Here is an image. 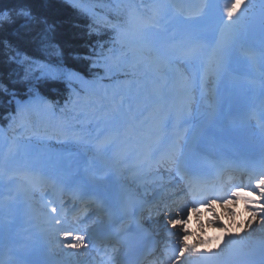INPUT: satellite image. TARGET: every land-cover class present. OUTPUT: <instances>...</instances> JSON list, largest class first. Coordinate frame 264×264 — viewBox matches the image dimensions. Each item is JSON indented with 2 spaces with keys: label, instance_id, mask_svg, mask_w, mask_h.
Wrapping results in <instances>:
<instances>
[{
  "label": "rangeland",
  "instance_id": "374dc122",
  "mask_svg": "<svg viewBox=\"0 0 264 264\" xmlns=\"http://www.w3.org/2000/svg\"><path fill=\"white\" fill-rule=\"evenodd\" d=\"M148 1L153 2H149L150 8L153 7V9H155L154 7H156L157 12L164 13L162 14L163 17L165 14H170V8L168 9L169 5L178 6L176 5V3L181 2L178 7H180L181 9L183 7L184 10L190 8V5L193 6L192 1L188 0ZM148 1L146 3H148ZM199 1L200 3H202L203 1V3H205V0ZM212 2H214V6H212V4L209 5V3L207 2L208 7L206 6L207 10L204 12V21L202 23L195 19L197 15L193 16L191 14L189 16H186L187 13L181 14L179 11V17L175 18V20H177L178 22H175V20L170 22L168 18H164V21H161L160 19H155V21H161L160 23H163L165 26L164 30L172 31L173 33H175L177 38H180L179 41L185 40V38L189 37L190 33H194V29L196 26L202 25L205 29L204 37L212 40L213 46L218 32H222L223 29V31H225L223 39L217 44V48H214L213 51L218 53L219 58H209L210 53L201 54L200 56L203 59V66L202 69H198L196 67L195 57H193V55H184L181 52L175 53L171 50L167 51L163 49L162 44H166L167 40L171 41V39L164 37L162 29H159L156 26L157 23L151 21H148V23L145 24H142L141 22L136 23V29L133 38L128 39L125 37H119V39L116 40L115 48L121 51H119L115 55L110 56V61L107 66L101 63L98 67L101 68L102 71H104V73L106 74H115L116 69H135L143 73V78L140 79V81L136 84L129 80H122L119 82L116 81L110 85V89L104 90L103 95H110L109 99L113 101L110 104L113 115L110 113L107 114V112L101 114H88L87 112L80 110L75 117L70 116V119L66 122V125H64L61 122V117H64V114L61 115L63 112H58L57 110H55V113L53 114L50 112L40 114V119L32 122L31 129L27 133V135L29 136L26 135L24 141L16 139L17 137H9L10 139H14L20 142L13 147V150L19 151H14V156H12L14 153L12 155H5L4 153L0 154V196L6 197L7 193L11 192L15 195L13 202L14 204H17V191H26L25 189L28 188L33 189V185H36L37 181L39 180L36 178L34 180H31L30 178L33 177H29V174H31L30 167L32 166V164L35 163L36 165H38V161H35L38 160L37 157H35L36 155L33 156L37 153L51 154V152H59L60 154H63L65 156L73 155L74 157H82L80 158L81 162L85 163L83 165L82 163H79L81 164V166L79 167L85 166L87 164H90L93 167H88L86 171L84 170V175L85 173L88 174L89 170H92V172L99 170L110 172L108 170H113L114 163L117 161H121V163L124 165L130 163V160L135 161L130 154V156H125L123 158L124 160H122V158L120 157H117L119 155V151L125 150L123 149L122 144L118 145L119 136L115 134L118 128L117 126L111 125L112 123L110 122V120H113V116V118L118 117L121 120L122 125L128 124L127 122L130 120L134 123H138V120L140 118L136 117L135 114L140 110L143 111L148 102V100L140 98V95H142L143 93L148 94V96L151 95L155 97L157 100L154 98H150L151 100H149V102L153 104L157 103L158 106H188L187 108L195 107V112L193 114L195 120L198 117L205 115L208 109L202 106V102H204L203 98L206 97V95H212V86L217 80V76L221 73V70L225 65H229V63L225 62L221 57V55L223 56L225 53H229L228 44L226 43L231 40L243 41L242 39L244 37L239 34L236 37L231 38L232 31L235 28L230 29V27L232 26L227 21L226 17L223 18V22L221 21L224 9L231 3V0H212ZM246 7L247 6L244 5L241 8L244 10L246 9ZM254 17H256L255 20L259 24L261 22H264V13H258V15ZM182 18L188 19L183 20ZM192 18L194 20H191ZM151 24H154V26ZM186 47H188V45H186ZM132 52L133 54H130ZM212 60L214 61L212 62ZM173 61L178 63L180 66H182V68L188 71L189 79L183 77L182 81H177L178 79L175 78V67H172L171 65L168 66V64ZM263 61L264 58H251L247 57L244 52L240 54L237 52L232 61V66L238 67L240 65L242 67H254L257 64L264 65ZM166 73H170V75L165 76ZM124 84H128V86L123 87ZM121 88H124V90H121ZM122 92L124 93V95L122 94ZM103 97L105 98V96ZM93 100L99 101L97 98H93ZM96 103L99 104V102ZM105 103L109 105L108 102ZM85 104L86 103L83 102L82 106L79 107L81 109L82 107H88L85 106ZM129 104L133 105L134 107L131 108L135 109L134 115L132 116L130 114L131 110L129 111L128 109ZM150 107L152 108V104ZM180 121L183 122V118ZM141 122H143V120ZM47 124L49 128L43 133V130L45 129ZM129 126L131 125H128V127ZM99 131L103 134H100L97 138H95L96 141L95 139L92 140L94 135ZM146 132H149V130L147 129ZM130 133L136 136L135 131H131ZM77 144L81 145L82 149H85V151L96 150L97 154L92 157L84 155L85 152L74 154L75 151L72 149V145ZM2 146H7V144L5 143V140L0 137V148ZM23 148L24 150H22ZM28 148H30L29 150L34 153H29V156L33 157L23 159L20 156L19 152L21 150L25 152ZM82 154L84 156H82ZM37 156L39 157V155ZM103 158L107 159V165L109 167L102 168L103 164L101 161L103 160ZM97 160H99L100 163ZM94 167L97 170L94 169ZM123 167L124 171L128 173L125 178L131 181L130 183H132V186L140 190L142 192V195H144L143 190L144 188H147L149 186L148 182H140V178H135L134 174L129 173V171H127V168L125 170V166ZM17 176L19 177V179H16ZM143 176H146L145 178H148L149 172H146V174L144 173ZM30 181L34 182L33 185L30 184ZM31 191L33 193L32 196H36H34V199H31V196L27 197L30 205V211H34L35 216L39 218L41 222L51 223L54 221V224L59 226L57 230H61L60 227L70 225L71 223L75 224V220H66L61 215L58 216V219L62 223L57 224V222L51 218L52 216L56 215L51 211L54 206H52L53 204L45 197V194H47L49 191H34V189ZM38 197H41L42 200L45 201L44 205H38V202H34V200ZM222 198L226 197L223 196ZM207 211L209 210L206 209V212ZM14 212L17 213L16 206L14 207ZM206 212H204L202 208L197 213V215H201L198 218L201 217L202 219L203 217H205V221L204 223L202 222V220L200 221L201 224L203 223V225L199 226L200 230H197L196 228V233H191V238L196 237L198 239H203L204 237H207L206 230H204L205 226L209 225L208 219L206 218L207 215H209V218L214 217V220L218 222L214 225L220 226V228L222 227L223 229L225 228L222 224H220L217 210L213 209V211H210V214H207ZM213 212H215V216L213 215ZM170 215L171 213L165 214L164 216L169 217ZM186 218L189 221V217ZM241 218L242 216L233 220L239 221L241 220ZM11 222L16 223V220H12ZM188 224L190 223L188 222ZM154 228L158 230V233H163L164 229H166V227L162 225L161 222H158V224H156ZM53 229L56 230V227L52 228L50 226H47L45 228L46 232H49V234L52 233ZM86 232L87 230L84 229L83 235L87 237V234H85ZM61 237H63L62 234L55 233L53 236H51L50 242L59 241Z\"/></svg>",
  "mask_w": 264,
  "mask_h": 264
},
{
  "label": "bare ground",
  "instance_id": "6f19581e",
  "mask_svg": "<svg viewBox=\"0 0 264 264\" xmlns=\"http://www.w3.org/2000/svg\"><path fill=\"white\" fill-rule=\"evenodd\" d=\"M196 7H201L199 4L194 6H191V8H189L188 10L191 13H195V8ZM185 11V10H184ZM186 12V11H185ZM200 13V12H199ZM225 31L222 32H218V35L216 37V40L214 42V47L215 49L217 48V44L222 41L223 36H224ZM193 37H191L192 39ZM217 41V42H216ZM178 47H181V45L179 44ZM190 49L191 46L189 47ZM189 51V50H188ZM191 53V51H190ZM185 54V53H184ZM217 55V54H215ZM215 57V56H214ZM174 66V70H176L175 72V78H187L189 79L188 76V71L184 68H182V66H180L178 63L176 62H171L168 64V66ZM167 69V68H166ZM170 75V73H166L165 76ZM174 75V74H173ZM186 80V79H185ZM128 86V84H124L123 87ZM215 86V84H214ZM238 89L239 91H241L240 89H243V87H239L238 85L235 86V88L232 90L229 88V86H226V84L224 83L222 85V87L220 88V92H219V101L223 102L226 101L227 104L230 105H234L235 108V113L234 116L237 115V113L239 112H244L243 116V120L244 123L241 124L239 123L238 120H236L234 118L233 115L230 116V118H223L225 123H227L228 126L227 127V132L226 134H229L231 137V143H235V145H239L242 143H245V141H249V140H253V139H257L258 137H261L264 135V127L263 125L257 124L255 121H252V118L249 116L248 114V109L246 108L247 106H245L244 104L247 102V104L250 102V98L246 97L245 95L240 96L238 94ZM245 90V89H244ZM253 96V94L250 95V97ZM231 98V99H230ZM248 98V100H247ZM247 100V101H246ZM184 110L187 114H188V120L192 119L193 117H189L193 116L194 112H195V107L192 108H187L183 107ZM231 109L233 107H230ZM187 111H186V110ZM233 110V109H232ZM218 111V110H217ZM247 111V112H246ZM149 111H147L148 114ZM232 112V111H231ZM250 112V111H249ZM214 112L208 111L206 117H202L200 116L199 118H197L198 122L193 120V123H197L198 124V130L199 132L197 133L200 134L201 132L203 133L204 131L208 130V138H214L216 136L219 135V133H215L212 134L211 132L213 131L214 128L208 127L209 122L213 119L212 116ZM181 114V111L179 113V115ZM216 115V114H215ZM182 118V116H181ZM211 119V120H210ZM152 123H155L154 121ZM221 123V122H219ZM155 126H157V124H155ZM206 128V129H205ZM151 136H153L155 139L160 137V134H150ZM196 135V136H197ZM0 137L2 139L5 140V143L7 144V146H2L0 148V154L4 153L6 154H13L14 151L18 152L19 150H13L14 145L20 143L17 140L14 139H10L9 135L5 132V130L1 127L0 125ZM193 139V136L191 138V140ZM221 138L217 139L215 141V144L219 145V142H222L221 145H224L227 142H223L220 140ZM174 144V143H173ZM191 143H189L187 146H185L184 150L188 151L191 150V148L193 147V145H190ZM247 144V143H245ZM30 148L27 149V151L23 152L22 150H24V148L19 152L20 156L24 159H28L30 157H37L38 160H35L36 162L38 161V165H36L35 163H33L32 165L34 166H38L40 169V172H38V174H42L43 172L52 174L53 176H56L55 179L57 177H63V179H65V183H68V185H72V181H78V179H75L78 176H82V174L84 173V170L86 171V169L88 167H92L90 164H87L85 166L82 167H78L81 166V164H79L81 161L80 158L82 157H74V156H65L63 154H60L59 152H51V154H42V153H37L34 154L32 153L31 150H29ZM134 150V149H133ZM212 148H208V151H212ZM29 153L34 154L33 156H29ZM143 153V152H141ZM15 153L12 155L14 156ZM39 155V157L37 156ZM128 153L125 151H119V155L117 157L122 158V160H124L123 158L125 156H127ZM130 156V155H129ZM137 160V159H134ZM41 161V162H40ZM129 162H133L132 160H130ZM44 163V165H43ZM82 163V162H81ZM103 163H106V160H104L103 158ZM141 162H137L135 161V163H133L132 165H130L129 163H127L126 165L122 164L121 161H117L114 163V167L113 170H108L110 172H105L103 170H99V171H93L89 170L88 174L85 173L86 177H92V176H99L102 180L101 184H97L94 182L90 181L91 187L90 189L95 190L94 191V195L98 196L100 195L102 191L109 189V188H113V190L115 192L118 191V189L120 190H124L122 187H120V182L121 183H125L128 184V179L125 178L126 175H128V173H126L124 171V167L125 166V170L126 168L129 169L131 168L133 171H135L136 173L135 178H140V182H148L149 186L147 188H144V196L146 195V193L150 194H161V197H166V195L169 196V200L170 201H166L163 205H161V207H159L160 209H162L165 214H170V216H175L180 210L185 209V208H192V207H197V206H187L184 202L182 204H180L181 202V198L178 196V179L177 177L179 176V174H175L174 170L171 169L172 171L169 172H163V170H158L156 172H152L153 170H155L154 166L152 165V163H147L144 164L143 162L141 163L140 166H138V164H140ZM137 165V166H136ZM44 166V167H43ZM152 166V167H151ZM109 167L108 165L105 164V167ZM43 171V172H42ZM146 171L152 172L153 174H151L148 178H145L146 176H143L144 173ZM33 175V174H31ZM35 179V178H34ZM128 180V181H127ZM131 182V181H129ZM173 183V184H172ZM87 184V183H86ZM116 184V185H115ZM142 184V183H140ZM171 185V187L173 188H168L167 185ZM84 188V187H82ZM80 188V189H82ZM87 189H89L88 187H86ZM84 188V189H86ZM165 188V190H164ZM26 191H20V194L26 196V197H30L31 199H34V196L32 191L33 189L28 188L25 189ZM34 190H41L40 188L37 189L35 188ZM154 190V191H153ZM161 190H164V192H161ZM175 190V191H172ZM135 191V190H132ZM30 192V193H28ZM139 193V194H138ZM106 194V193H105ZM104 194V195H105ZM138 195H141L140 192L137 191ZM143 196V197H144ZM149 196V195H148ZM53 199V198H51ZM183 199V198H182ZM6 205L9 206L8 210H2L0 209V216L1 218H3L1 224H0V234L3 231L5 233L2 234V239L4 245L0 247V252L6 250V247H8V249H11V252L9 255H7V257H5V262L2 261V259H0V262H3V264H39L37 262H35V260H40V259H45V264L49 263V264H113L112 261H110L111 259L106 258L107 254H104L102 256H98V254L96 253V251L94 250V242L90 239V233L93 231V228H95L96 222H97V227L100 226H104L105 225V219H100V220H95L94 217L97 216L95 213H93L91 215V217L89 219H87L85 221V218L80 216L81 212H78L76 217L78 216L80 217V222H84L82 225L80 223V225H77V223H71L70 225H66L63 227H60L61 230H57V228L59 226L54 225V221L52 222V227H56V230H54V233L49 234V232H46V230L43 232V236L39 237V238H43V241L47 242V245H51V249L52 252H48L46 250V246L41 245L38 241L39 238H37L36 236L33 235L32 230L28 227L31 226V223L28 226H25V228L21 227L20 228V222H21V217H19V215L17 214L18 217H15L14 215H9L12 214V204H8L10 203L8 199H6ZM48 200H50L48 198ZM83 200H90L87 198H83ZM184 200V199H183ZM122 201L123 204H126L129 206L128 201L126 200H120ZM193 200L190 201L189 204H191ZM34 202H38V205H44L45 201L42 200L41 197H38L34 200ZM94 201H92L91 204H93ZM3 205H5V201H2ZM221 203L222 201L216 200V203L214 205H216L215 209L219 210L220 213H222V216L219 217V221L220 224H222L225 228L223 229L222 227L220 228V226L214 225L216 223H218L217 221L214 220V217H211L208 219V223L209 225L205 228L204 230H206L207 233V237H204L203 239H198V238H191L192 236V232L196 233V231L193 230V225H195V227L197 228V230H200L199 226L203 225V223L201 224V218H198L200 215H197L196 212H191V211H187L185 213L186 217L190 216L189 218V223H187L186 227L188 228L190 235L188 237V243L189 244H196L198 246V248H201L202 252H207L208 250H212L214 252H217L218 255L217 256H213L210 259H206L204 257H200V256H190L188 258L185 259V264H242L244 262H260L264 260V228H262L259 224V222H254L253 224V228L251 229H245L244 228V222L245 220L248 218V213L245 211V207H243V204H237L235 206V212L236 215L230 216L228 214H226L223 210V208L221 207ZM54 204V203H53ZM60 204L62 208L65 209H72V205H70V203L66 202L63 198L60 199ZM69 206V207H68ZM176 206V207H174ZM229 207H231V205H229ZM123 209H126L125 205H122ZM152 208V207H150ZM198 208V207H197ZM102 208L98 207V210L100 211V213L106 218V215H104V212L102 213ZM128 209L131 211V206L128 207ZM154 210V209H153ZM96 211V210H95ZM199 211V208H198ZM133 212V211H132ZM241 220L239 221H234L233 219H237L239 217H241ZM161 218H159V222H161L162 225H166L167 223V217H165L163 214L160 215ZM64 218L69 219L71 221H73L75 218H68L66 216H64ZM156 218L158 217H154V219L156 220ZM11 220H16V223L10 222ZM150 220V219H147ZM90 221H94L93 223H91L90 225H87V223H89ZM130 222V220H128V223ZM131 225V223L129 224ZM239 225V227H238ZM15 227V229H14ZM84 229L87 230V232L85 234H87L86 239L89 240V248L88 249H72V248H67L65 247V243H64V232L65 230L68 231H72L75 234H82L84 232ZM175 229H172L170 226H168L166 229H164V250L167 251H172V255H171V259L174 257L175 253H174V249L177 245V236L172 235L171 233L174 232ZM27 232L31 233L30 238L27 236ZM55 233L57 234H62L63 237H61V239L59 241H55V242H50L51 240V236H53ZM247 233V234H246ZM200 234V231H199ZM203 234V233H202ZM1 236V235H0ZM190 240V241H189ZM227 240V243L225 244L224 241ZM50 242V243H49ZM217 245H221V247H223V251H220L217 248ZM202 246V247H200ZM106 253V252H105ZM26 254V255H25ZM1 258L2 255L4 256L3 252H1ZM24 259H22V256H24ZM35 259V260H34ZM168 264H172V261Z\"/></svg>",
  "mask_w": 264,
  "mask_h": 264
},
{
  "label": "trees",
  "instance_id": "16d2710c",
  "mask_svg": "<svg viewBox=\"0 0 264 264\" xmlns=\"http://www.w3.org/2000/svg\"><path fill=\"white\" fill-rule=\"evenodd\" d=\"M128 4L129 0H0V13L13 16L9 23L0 24V123L8 134L25 138L32 122L40 118L38 107L17 108V102L26 103L33 95L45 102L37 106L46 113L63 112L62 121L74 101H86L87 85L78 80L69 85L61 73L72 72L97 82L108 79L92 62L101 45L110 55L114 38L132 33ZM22 5L30 7L35 19L26 22L15 15L14 10ZM17 52L21 61H34L38 66L29 70L28 63L13 60ZM40 66L50 67L52 75L42 76ZM136 74L123 69L115 77Z\"/></svg>",
  "mask_w": 264,
  "mask_h": 264
},
{
  "label": "snow or ice",
  "instance_id": "6c2138e0",
  "mask_svg": "<svg viewBox=\"0 0 264 264\" xmlns=\"http://www.w3.org/2000/svg\"><path fill=\"white\" fill-rule=\"evenodd\" d=\"M243 4V0H231V3L225 7L223 12V17H221V21L223 22V18L226 17L227 21L230 25L236 24L240 16L243 14L241 12V7ZM15 15L17 17L23 18L26 22H30L35 19L32 15L30 7L26 5H22L20 8L14 10ZM12 13L10 12H3L0 13V24H7L12 21ZM161 21H156L155 23L159 24ZM51 30L50 28L48 29ZM114 39H119V37H115ZM101 50L98 55H96V59L92 62V67H98L101 63L105 66L109 64L110 56L104 52V45L100 46ZM95 49H93V53H95ZM12 59L17 62H25L29 64V70L33 66L36 65L34 61H21L19 53H15L12 56ZM41 75L42 76H49L52 75V69L50 67H43L40 66ZM62 78L65 79L69 85H72L74 80L82 79L78 75L72 72H65L61 73ZM3 91L5 93L8 92V88L3 86ZM14 95V94H13ZM45 103L38 95H33L26 103L17 102V108L19 110H23L24 108L28 107L29 105H37ZM264 120V113L261 114L260 117ZM173 153L177 151L175 147L172 149ZM255 171V174L251 179H255V184L251 183V179L247 185L245 184H232L230 194L225 193L226 198H222L221 207L223 208L224 212L230 216H235V206L240 202H244L245 211L248 213V218L244 222L245 229L253 228L254 222H259L260 226L264 228V159H261L258 165V168ZM75 179L81 180L85 183L89 181L97 183L98 185L102 183V180L99 176H92V177H84L78 176ZM248 189L247 191L245 189ZM196 203V201H193ZM200 206L207 208L209 211H213V205L216 203L215 199H208L206 201H200ZM231 205V207H229ZM52 213L56 215L52 216L51 218L57 222V224H61L62 222L58 219L59 216V209L53 207L51 209ZM187 211L196 212L198 213L197 207H192L190 209L185 208L180 210L175 216H169L167 218V223L165 227L167 228L170 226L172 229H175L172 232V235L177 236V245L174 249V257L172 258V264H185V259L190 256H200L206 259H210L213 256H217L218 253L212 250H208L207 252H201L196 244H189L187 242L190 232L186 227L188 220L186 218L185 213ZM215 216V212H213ZM239 227V225H238ZM247 234V233H246ZM64 243L65 247L72 248V249H88L89 248V240L86 239L85 235L82 234H75L72 231L65 230L64 232ZM227 243V240L224 241ZM217 248L220 251H223V247L221 245H217ZM115 260V257H113ZM3 264V262H0ZM11 264V262H10Z\"/></svg>",
  "mask_w": 264,
  "mask_h": 264
}]
</instances>
